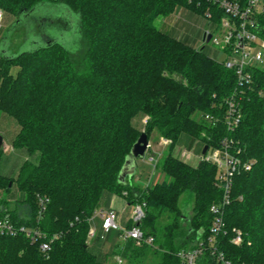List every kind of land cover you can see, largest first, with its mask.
Here are the masks:
<instances>
[{"label": "trees", "instance_id": "16d2710c", "mask_svg": "<svg viewBox=\"0 0 264 264\" xmlns=\"http://www.w3.org/2000/svg\"><path fill=\"white\" fill-rule=\"evenodd\" d=\"M61 5L57 19L34 14L37 8L56 11ZM181 6L210 10L216 21L222 14L212 0H0L2 12L15 17L8 33L0 35V112L18 125L12 147L24 148L29 156L16 178L0 174V191L8 192L15 183L23 193L12 208L0 197V217L7 214L18 225L59 235L47 256L23 233L0 235V264H116L94 253L87 240L90 218L106 194L131 205L144 203L140 229L165 249L158 264H179L176 252L193 247L198 231L208 230L209 207L221 200L222 190L215 185L214 164L199 160L192 165L174 155V148L182 138L197 140L202 148L218 147L224 137L253 165L234 175L224 208L228 235L240 229L243 242L235 245L223 236L219 249L231 264H264V68L251 71L235 130L205 121L204 113L221 118L236 75L153 24ZM66 13L78 19L80 46L74 51L46 35L53 24L65 28ZM34 29L36 47L19 50ZM260 35L264 39V18ZM9 48L15 51L7 54ZM138 114L147 117L148 140L156 132L170 141L155 165L168 180L150 185L118 180L141 133L132 123ZM2 153L3 146L0 158ZM186 190L193 194L187 227L178 205ZM165 213L169 223L159 226ZM131 225L129 220L126 227ZM117 249L127 264H140L155 248L128 240ZM199 264H213L208 252Z\"/></svg>", "mask_w": 264, "mask_h": 264}, {"label": "built area", "instance_id": "2783aa9c", "mask_svg": "<svg viewBox=\"0 0 264 264\" xmlns=\"http://www.w3.org/2000/svg\"><path fill=\"white\" fill-rule=\"evenodd\" d=\"M222 13L218 21L214 20L213 13L207 10L204 16L211 22H216V33H211L210 41L219 46L225 53L221 61L225 68L233 70L236 75L237 85L235 91L224 99V109L221 118L209 113H204L202 118L213 124L222 122L229 131L235 130L242 117L239 100L245 89L252 83V70L256 67L264 68V39L260 35V19L264 18V0H212ZM2 10L0 9V21ZM166 138H160V143H169ZM151 148L148 141L147 150ZM241 149L231 139L222 138L218 147L207 148L204 154H200L199 160H206L217 168L215 185L222 190V198L219 202L209 207L212 215L208 230L198 231L194 246L181 249L176 252L179 264H199L201 256L208 252L213 264H231L221 251V237L229 238L230 243L240 245L243 242V234L240 229L233 228L228 235L224 220V208L230 203L232 179L241 169L249 170L253 160H242L239 156ZM181 156L189 158L188 152L183 150ZM153 161V157H149ZM40 211L44 209V200L39 199ZM144 203L132 205L130 214V227H122L117 221V213L114 209L95 211L90 222L95 217L101 221V229L104 232L116 230L122 242L132 240L136 246L143 244L152 246L154 238L144 235L140 229V221L144 216ZM92 225V223H91ZM23 233L31 244H37L43 255L51 250V243L57 239V233L48 234L35 226L18 225L7 214L0 217V235L15 236ZM94 236V229L90 226L88 237ZM117 264H123L120 256L115 257Z\"/></svg>", "mask_w": 264, "mask_h": 264}, {"label": "rangeland", "instance_id": "374dc122", "mask_svg": "<svg viewBox=\"0 0 264 264\" xmlns=\"http://www.w3.org/2000/svg\"><path fill=\"white\" fill-rule=\"evenodd\" d=\"M64 5L58 7L56 11L53 9L45 10L44 8H37L34 11L35 16H47L50 19L54 20L58 17L62 16V8ZM66 8V7H65ZM67 9V8H66ZM68 10V9H67ZM204 13L193 11L187 7L181 6L175 9L174 12L167 16H159L154 21L153 24L159 28L164 33L178 38L182 41L187 42L189 45L193 46L196 49H202L204 53L208 56L222 61L225 58L224 51L217 45H215L212 41L205 42L203 40L204 32H213L216 33L217 30L216 22L210 21L206 18ZM73 18H66V26L65 28L61 26H56L55 24L51 25L47 31L46 35L52 38L54 41L63 45L66 49L70 51L76 50L80 46V35L78 28V19L77 15L72 13ZM15 20V17L7 12H2V17L0 21V35L7 34L10 30V26ZM38 34L33 31V36L24 42L19 44V50L21 51H29L36 47L38 44ZM36 42V43H35ZM3 44V42H1ZM7 44H4L3 47L7 48ZM7 54H11L15 51L13 48H9L6 50ZM264 67V63H263ZM146 116L142 118L141 114L136 115L132 119V123L138 129L143 130V125L146 121ZM18 129V125L16 121L6 113L0 112V132L3 136V153L0 158V174L5 175L10 178H16L19 172V168L25 159L29 158L26 150L24 148H13L12 141ZM149 143L151 144V148L146 150L143 157H139L136 159V169H135V177L140 178V182L135 180L134 182L140 183L141 185H145L147 183H153L155 181H161L163 179L168 180L167 177H164L163 174L159 173L155 168V165L160 156H163L170 145L169 143H160V138L154 132L149 137ZM202 143L194 140H190L189 138H182L178 141L177 145L174 148V155L186 160L192 165H195L197 159L201 154ZM185 150L191 155V158H186L181 156V152ZM149 157H153V161H149ZM36 157H32V160H35ZM154 174V175H153ZM155 177V180L154 178ZM0 197L6 198L10 201V208L14 205V200L21 199L23 197V193L18 190L16 184L13 183L12 187L8 192L0 191ZM106 197L102 196L98 208L96 211L104 210L107 206ZM121 201V207L125 208V212L123 213L124 217H127L131 214L132 205L128 204L125 200ZM183 222L182 225L188 226V218L192 215V206H193V194L191 191L186 190L182 193L178 202ZM99 218H97L98 220ZM100 220V219H99ZM169 216L165 213L159 220V226L166 225L169 223ZM92 223V222H91ZM99 227L94 229V236L97 237L98 242L105 241L104 236L101 237V234L97 232ZM90 230V228H89ZM97 232V234H96ZM93 237L89 238L87 235V240L90 241ZM126 242H120L118 244L119 248L123 247ZM117 246V247H118ZM142 246V245H141ZM154 250H150L143 258L140 264H158L160 259V254L165 251L163 247H157L156 245H152ZM119 255V254H118ZM120 256V255H119ZM121 257V256H120ZM123 264H127L126 259L122 258ZM105 261H110L109 259H105ZM115 262V260H114ZM117 264V263H116Z\"/></svg>", "mask_w": 264, "mask_h": 264}, {"label": "crops", "instance_id": "0c3cea01", "mask_svg": "<svg viewBox=\"0 0 264 264\" xmlns=\"http://www.w3.org/2000/svg\"><path fill=\"white\" fill-rule=\"evenodd\" d=\"M18 131V129H17ZM17 133V132H16ZM1 134V132H0ZM2 135V134H1ZM3 138V136H2ZM12 141V139H11ZM191 158V155L190 157ZM186 161V160H185ZM199 161V158L197 159V162ZM196 162V163H197ZM189 163V162H188ZM195 163V164H196ZM154 175V174H153ZM155 180V177H153ZM132 180L135 181L137 180L138 182L142 183L140 181V178H136L135 175L132 177ZM151 183H147L145 185H150ZM144 185V184H143ZM104 197H106V202H107V206L104 210L112 208L116 211L117 213V217H116V221L117 223L122 226V227H126L128 222H129V218H130V214L127 217L123 216V213L125 212V208H119L121 207V201L120 200H124L121 196H117V195H104ZM97 218L99 217H95L92 221V227L93 229L97 228V226L99 227V229L97 230V232L99 233V235L101 234V237L104 236V240L103 242H98L97 237H93V239H91L90 241H88L89 247L91 248V250L96 253L97 255H99L100 257H102L104 260L105 259H109L110 261H114L115 257L119 256L118 255V249L117 246L120 242H122L119 239V233L116 230H109L108 232H104L101 229V221ZM96 232V234H97Z\"/></svg>", "mask_w": 264, "mask_h": 264}, {"label": "water", "instance_id": "95a60500", "mask_svg": "<svg viewBox=\"0 0 264 264\" xmlns=\"http://www.w3.org/2000/svg\"><path fill=\"white\" fill-rule=\"evenodd\" d=\"M67 17H70L71 19L73 16L71 13H66ZM211 38V33L204 32L203 34V40L205 42H208ZM148 145V137L147 134L142 131L139 136L137 137L136 141L132 145L129 154L125 157V161L122 165V168L118 175V180L125 182V180H131L134 176L135 169H136V159L139 157H143ZM3 146V138L0 134V148ZM207 150V145H204L201 154H204ZM11 185V182H9V186Z\"/></svg>", "mask_w": 264, "mask_h": 264}]
</instances>
